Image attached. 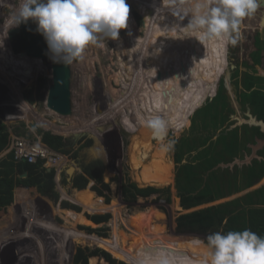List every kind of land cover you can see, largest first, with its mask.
I'll return each mask as SVG.
<instances>
[{
    "label": "rangeland",
    "instance_id": "obj_1",
    "mask_svg": "<svg viewBox=\"0 0 264 264\" xmlns=\"http://www.w3.org/2000/svg\"><path fill=\"white\" fill-rule=\"evenodd\" d=\"M126 2L130 8L128 27L121 31L119 40H105L102 47L90 46L85 50L82 59L69 65L71 114L62 117L49 110L44 100L48 87L52 83L49 64L43 60L26 57L24 54L13 55L10 51L9 42L12 44L10 33L17 27L10 28L8 24L12 13L18 6L19 0H0V40H2V45H0V115L2 116L0 117V122L5 125V128L9 132L18 133L19 135H25L27 132L37 135V130L46 131L45 129L48 128L44 127L39 121L51 123L56 127H63L70 131L73 127L78 128L80 130L79 135H73V133H64L62 135V133L57 132L65 140L66 137L73 138V146H69L70 153L67 156L73 164L75 158H72V154L74 152L79 153L80 147H83L86 144V140L97 132L101 140V143L98 141V145L100 144V147L103 148L104 155L91 157L92 152H89L90 143V147L86 146L83 150L82 157L85 161L88 160L89 162L100 159L103 168L102 180L110 187V191L105 192L109 197L108 203L105 202L104 197L97 196L91 190L92 182L87 187L96 198H100L104 205L109 207L107 211H95L93 213L87 211L82 204L77 203V194L82 190H75L71 183L63 185L61 182L62 176L56 185L61 201L63 198L65 200H72L81 207L79 213L83 219L75 221L67 213L66 208L60 209L59 204L61 201L55 205L49 199L39 196L36 192L37 187L33 189L31 187L29 189L27 187L23 188L26 185L29 186L30 181L27 180L24 185L18 186L13 190L14 192L12 191L13 193H10L11 196H9L7 202H0V219L4 218L2 220L8 224L7 232L10 233L9 238H6L4 242L6 247V264H40L41 262L42 264H56L58 255L61 256L63 264H74L76 256L80 252L88 253L96 249L107 252L99 247L97 243H94L92 238L116 239V241L120 242L119 245L124 247L122 244H128L126 241L140 238L139 233L134 231L133 225L138 224L139 218L143 216H145L144 220L148 222L149 226H147L145 232L142 230V234L150 237L152 229L154 231L159 230L169 244L168 248L157 253L166 252L172 259L175 254L178 261L181 259L179 255L191 259V249L194 243H202V247H206L207 236L213 233L210 231L200 234L182 232L176 224V220L180 215L227 203L235 199L242 200L241 202H243L247 194H253L260 188L264 192V176L259 181L254 182L252 186L243 187L245 179L242 178V169L253 165V163L248 165V159L253 157L254 154H252L249 144H242L248 148L243 152L239 150L243 147L228 145L232 139L230 135H226L227 131L239 127L234 126L236 124V117L245 119L247 110L249 109L251 112L247 105L241 108V105L238 103V94L241 89L243 74L263 75L264 48L260 52L259 47L264 45V28L260 26V15L256 18V15L259 14L258 10L252 17L245 19L242 23L235 45L223 44L226 53H224L225 59L221 63V76L218 78L215 92L218 93L221 81H223L224 95L227 97L230 108L235 112L233 115L230 114L228 116L229 119L225 122L224 127L222 129L219 127L220 129L216 130L211 127L204 129L202 128V123L197 122V130L190 131L193 119L199 111L198 107H195L189 114L190 123L187 127L182 128L180 132H175L174 129L173 133L172 131L168 132V137L175 142L174 149L172 151H164L161 149L159 142L152 138L148 127L146 128L139 124L141 125V131L144 133L142 136L144 141L146 143L148 141L152 142H149L150 152L145 153V149L143 147L140 148L141 146L138 152L133 150L136 142L140 140L138 133L127 132L124 128V126L128 128L125 120L119 114L113 115L122 106L126 109L127 105H124L126 101L125 97H127L126 92L140 78L158 74L162 78V80L159 79V82L165 84L164 76L168 75V73L172 76L174 69L170 63L174 60L173 57L175 58L177 55L175 43L178 39L173 38L170 34L181 37L179 32L184 31V39L186 41L191 40V37L195 36V34L180 28L181 25L185 26L188 23V19L181 20L180 17L173 15L169 4L167 11L160 10L156 14L152 10V5H150L151 0H126ZM146 3L149 4V10L153 14L156 23L146 18L141 11L142 6ZM188 36L191 37L189 38ZM257 37L260 40L258 45L255 43ZM198 44L202 48V54L199 52L198 56L207 60L208 48L214 46L216 43L198 42ZM183 59L186 58L183 57ZM41 62L44 63L43 69L37 72V69L41 66ZM235 65H237L238 76L232 79V71L235 70ZM250 65L254 67L256 72L249 67ZM10 72L11 75L21 72L24 76V82L19 87V94L21 100L29 107V111L32 114L29 117H26L24 112L19 109L17 97L10 83L6 81V78L10 77ZM195 72H197L195 75L198 84L201 81V75L198 68H196ZM176 78L178 80L182 79L178 75ZM40 79L46 81V88L43 90V100L31 103L25 97L28 92H31L35 96ZM235 82L238 85L237 88L235 87ZM189 87H191L190 83ZM189 87L186 85L185 88L191 94L193 92ZM7 104L10 106L7 107ZM163 110L165 111L166 108ZM171 110L174 111L175 108ZM157 115L163 117L168 122V126H170L171 122L163 114L157 113ZM23 117L26 119H23ZM189 131L191 132V136L186 137V135H189ZM220 131H225V134H222L220 137L222 141L220 142L221 148L219 149L222 152L223 158L225 159L226 156H234L235 154L238 155L234 159L226 158V160L214 165L207 172L203 173V179L207 180V176L214 172L220 177V180L224 181L222 183L223 190L230 191V189L234 188V192L217 198L212 202L185 210L181 207L180 198L177 194L175 176L179 164L175 162V152L183 148L182 140L186 139L187 143L191 144L193 143V137V140H197L196 144L200 145V138L208 135L209 141H215ZM198 145H196V148H198ZM207 146L208 144L206 143V145L199 147V150L202 151ZM259 152L258 150L255 155H258ZM134 154L141 159L144 154L148 155L142 160L141 168L133 166L132 160ZM4 156L5 153L0 155V158ZM76 157L78 158L79 156ZM156 160H162V162L166 163L164 166L167 172L161 176L164 178L163 182L155 184L144 182L142 170L154 166ZM195 160L196 158L193 156L190 162L196 163ZM187 161H189L188 157L182 159L180 164L183 165ZM242 161L245 164L244 167L240 163ZM75 163H77V166L81 164L78 159H76ZM164 166L162 165L161 167L164 168ZM66 169H71V167H67ZM70 174L76 173L73 170ZM22 175H18L17 177L19 179L25 178ZM124 183H135L139 188L153 187L162 192L146 198L140 197L135 202H127L121 196L120 191ZM236 188H240V190L236 191ZM9 201H11L10 204H8ZM13 206L14 208L11 211ZM23 211L27 213L30 211L31 213L28 214L25 221L20 223L17 218L21 214L25 216V212ZM93 215H108L109 219L106 223L96 224L87 218ZM12 220L14 225L11 222ZM99 229L105 230L100 231ZM217 232L223 233L222 228ZM102 233H105L107 236L102 237ZM113 234L115 238H112ZM37 235H41L42 241H36ZM151 238L153 237L151 236ZM174 242H176L175 245ZM43 243H45V246ZM176 245V250L173 253L172 249ZM63 247L67 248L65 253L61 251ZM30 250L34 252V256L38 259L34 263L31 261V254L29 253L32 252ZM176 257L174 258L176 259ZM44 258L45 263L41 261ZM49 258L52 262H50ZM116 260L128 264L122 260ZM100 261V258H89L88 264H101ZM192 263L203 264V261H192Z\"/></svg>",
    "mask_w": 264,
    "mask_h": 264
},
{
    "label": "trees",
    "instance_id": "obj_2",
    "mask_svg": "<svg viewBox=\"0 0 264 264\" xmlns=\"http://www.w3.org/2000/svg\"><path fill=\"white\" fill-rule=\"evenodd\" d=\"M262 8L263 7L261 6L259 7V14L256 15V18L259 17V15L260 17L264 15ZM141 11L146 18L156 23L153 14L149 10L148 3L142 6ZM137 20L139 22L138 18ZM183 26L184 25H181V27ZM261 27L264 28V22ZM183 32L184 31L179 32L181 37L170 34L173 38L178 39L175 43L177 55L175 58L173 57L174 60L170 63L171 67L174 69L172 76L169 75L170 73L164 76L163 79L165 80V84L159 82V79L162 80V78L158 74L140 78L126 92L127 97H125L126 101L124 102V105H127L126 109L124 106H122L118 108L113 115L116 116L119 114L120 117L125 120L130 133H138L140 140L137 141L136 145L133 147L134 151L138 152V149L141 146L140 148L143 147L145 149V153L150 152L149 147L150 143L152 142L148 141L146 143L142 138L144 133L141 131V125L147 128L146 120L150 117L156 116L157 113L163 114L164 117L167 118L169 122H171L168 128L170 129L169 131H172V133L173 129L175 132H180L182 128L189 125V114L194 110L195 107H198L199 109L197 112L198 117L196 113L192 122V129L190 131L197 130V122H201L202 128L204 129H207L208 127H211L215 130L220 128L222 129L225 122L229 119L228 116L235 113L234 110L232 111L230 108L229 103L227 102V97L224 95L225 89L223 81H221L218 93L215 92L218 78L221 76V63L225 59L224 53L226 52L225 46H223V44L225 45L226 43L221 41L208 48V56L206 60L205 58L203 59V57L198 56L199 52L202 54V48L201 46H198L200 44H198L199 41L196 40V37L190 36L191 40L186 41L184 39L185 35ZM259 41V37H257L255 39V43L258 45ZM263 48L264 45L259 47L260 52L263 50ZM183 57L186 59H183ZM235 66V70L232 71V79H235L238 76L237 65ZM249 67L252 68L254 72H256L252 65ZM196 68H198V71L201 73V81L198 84L195 75L197 73L195 72ZM9 75L10 77H7L6 81L10 83L11 88L17 97L19 109L24 112L26 117H29L32 115L29 111V107L25 102H23V100H21V96L19 94V87L24 82V76L21 74V72H17L16 74L14 73L12 75L10 72ZM177 75L182 79L178 80L176 78ZM26 80L28 81V79ZM45 82L46 81L44 79H40L35 96L31 92H28L25 99L31 103L34 101H42L44 96L43 90L46 88ZM189 83L191 87H189ZM202 84L207 85L206 90H203ZM186 85H188L190 90L192 89L193 93L190 94V92L185 88ZM235 87H238L237 83ZM238 103L241 105V108H243L244 105H247L251 110L250 113L258 120H262L264 122V71L263 75H253L249 73L243 74L241 80V89L238 94ZM9 106L10 105L7 104V107ZM164 108H166L165 111L163 110ZM172 108H175V110L172 111ZM0 117L2 116L0 115ZM246 118L247 117L245 116V119ZM23 119L26 118L23 117ZM39 123L55 132L45 129L46 131L37 130V135H32L29 132H27V134L32 136L36 143L45 145L62 153L69 154V146H73V138L66 137L65 140L63 136L56 132L62 133V135L64 133H73V135H79L80 130L76 127H73L71 131L67 129L61 130L59 127H56L51 123L44 121H39ZM190 131L189 135H186V137L191 136ZM11 134L19 136L18 133L9 132L5 128V125L0 122V155H2L8 149ZM222 134L224 135L225 131H220L218 138H216L215 141H209L210 138L208 135H206V137L200 138V141L198 140L200 145L196 144L197 140H193V137V143L191 144H188L186 139L182 140L181 142L183 148L175 152L174 159L175 162L179 164L175 176V182L178 191L177 194L180 198L181 207H183L185 210L212 202L217 198H221L234 192V188L230 189V191H224L222 188V183H224V181L220 180V177H218L214 172L207 176V180L203 179V173L207 172L214 165L226 160V158L234 159L238 155L235 154L234 156H226L225 159L223 158L222 152L219 150L221 148L220 142L222 139H220V137ZM226 135H230L232 139L228 145L243 147L239 149L241 152H243L248 149L246 145L249 144L250 147L255 145V138L260 139L262 138L263 134L260 132L258 127L242 124L239 125V127L227 131ZM92 137L101 143V140L99 139L100 136L97 132L94 133ZM92 137L88 138L86 140V144L80 148L82 149L86 146L88 147L91 143V147L89 146V152H92L91 157H96V155H104L103 148L100 147V144L94 146V140ZM206 143L208 146L200 151L199 147L206 145ZM244 143H246V145H242ZM194 144L198 145V148H196L197 146H194ZM181 150L182 152H180ZM81 151L83 152V150H80V152L78 151L79 153L74 152L72 154V158H75V161L78 159L81 163L77 166V163L74 161V164L81 171V174L75 175L71 184L75 190H82L77 194V203L82 204L87 211L93 213H95V211H107L109 207L105 206L100 198H96L93 192L87 189V187L92 182L93 185L90 187L91 190L94 191L97 196L104 197L106 203L109 202L108 194H105V192H109L110 187L102 180V162L100 159H96L95 161L93 160L92 162H89L88 160L85 161V159L82 157ZM76 156L79 157L77 158ZM147 156V154H144L143 158L141 159L136 154H134V158L132 160V163L134 164L133 166L141 168V162ZM193 156H195L197 160H195L196 163L190 162L193 159ZM186 157H188L189 161L181 165L180 163L182 159H186ZM248 161V165H251V163H253V165L251 167L242 169V178L245 179L243 187L252 186L254 182L259 181L264 176V149L259 152L258 155L254 154V156L248 159ZM240 163L243 164L242 167L245 166L243 161ZM162 165L164 166L166 163L164 161L162 162V160H156V164L154 166L143 169V181L153 184L159 182L162 183L164 178L161 176L167 172L165 166L164 168L161 167ZM24 173L27 174L25 178L19 179L17 177L18 175H22ZM61 178L62 184L66 185L67 180L64 170L61 168H53L50 171H47L43 168L42 162L20 163L14 159L13 153H9L6 156L0 158V202H7L9 196H11L10 193H13V190H15L20 185H24L28 180L31 182L30 185H26L23 188L27 187L29 189V187H31V189H33L34 187H37L36 192L39 196L49 199L56 205V203L61 201L56 186L57 182ZM235 190L239 191L240 188H236ZM120 191L121 196L127 202H135L140 197L146 198L162 192L161 190L153 187L139 188L135 183H124L121 186ZM241 201L242 200L235 199L227 203L218 204L216 206H211L205 209H200L180 215L176 220V224L179 230L182 232L184 231L185 233L190 232L200 234L207 233L209 231L211 233H215L220 228H222L223 233L249 229L255 232L257 235L264 237V192L262 188L258 189L253 194H247L243 202ZM10 203L11 201H9L8 204ZM77 203L75 201L68 199L65 200V198H63L59 205L60 209L66 208L67 213L76 221L83 219L79 213L81 207ZM14 206L11 208V211L13 210ZM29 213L31 212H25L26 217L21 214L20 217L17 218L19 222L21 223L22 221H25ZM144 217L145 216L139 218L138 224L133 225L134 231L139 233V239L134 238V240L126 241L128 244H122L124 246L122 247L119 245L120 242L116 241V239L108 240L104 238H92L94 243H97L99 247L106 250L107 252L98 249L88 253L80 252L77 254L74 264H88L89 258H100L101 264H124L120 261H117L116 259L122 260L128 264H140V261L143 258L153 256L154 254H157L158 251H163L165 248H168L169 244L167 243V239L164 238V235L159 230L154 231V229H152L151 236L153 238H151V236L149 237L142 234L143 228H147V226H149L148 222L144 220ZM87 218L96 224H100L106 223L109 219V216L93 215L90 217L88 216ZM2 219H0V264H6V247L4 242L6 238H9L8 236L10 233L7 232L8 224ZM11 222L13 223V220ZM39 226L42 227L41 225ZM99 230L104 231L105 229ZM101 236L106 237L107 235L102 233ZM112 238H115L114 234ZM37 240L42 241L41 235L36 238V241ZM66 243L68 244V242ZM175 244L176 242H174V245ZM43 245L45 246V243H43ZM202 246V243H194L193 248L191 249V259L189 257L185 258L179 255L181 259L178 261V258L175 256V254L174 257H176V259L174 257L173 259L177 262V264H193L192 261H203L207 256L208 249L207 247ZM176 247L177 245L172 249L173 253L176 250ZM66 249V247H63V249H61L62 253H65ZM30 252H32V250H30ZM29 254H31V261L33 263L34 261L38 260L34 256V252ZM41 261L45 263V258ZM50 262L52 261L50 260ZM40 264H42V262ZM56 264H63V260L59 255L58 259L56 260Z\"/></svg>",
    "mask_w": 264,
    "mask_h": 264
},
{
    "label": "clouds",
    "instance_id": "obj_3",
    "mask_svg": "<svg viewBox=\"0 0 264 264\" xmlns=\"http://www.w3.org/2000/svg\"><path fill=\"white\" fill-rule=\"evenodd\" d=\"M261 0H168L173 15L188 23L180 27L194 33L199 42L235 45L245 19L252 17ZM130 8L126 0H19L9 19L10 28L36 25L53 63L69 66L82 59L90 46L118 41L128 27ZM2 45V40H0ZM152 138L161 149L172 151L168 122L157 115L146 120ZM203 264H264V237L243 231L215 232L207 236ZM140 264H177L168 253L145 257Z\"/></svg>",
    "mask_w": 264,
    "mask_h": 264
},
{
    "label": "water",
    "instance_id": "obj_4",
    "mask_svg": "<svg viewBox=\"0 0 264 264\" xmlns=\"http://www.w3.org/2000/svg\"><path fill=\"white\" fill-rule=\"evenodd\" d=\"M260 6L264 11V0H261ZM260 25L264 22V15L259 18ZM12 39V49L15 53L24 51L27 57L42 59L50 66V74L52 83L48 87L46 94V106L48 109L60 116H68L71 114V93L69 86L70 66L53 63L49 58L47 44L42 35L36 31V25L29 21L27 24H21L10 33ZM229 85V83H228ZM227 85V88H228ZM246 119H236L234 126L247 124L249 126L258 127L264 135V122L258 120L250 111L246 113ZM84 135V134H83ZM94 146L98 145V140L94 139ZM264 147V139H256V144L251 146L252 154ZM68 174V173H67ZM26 173L22 177H26ZM71 175V174H69ZM73 177V176H72ZM68 178V181H71Z\"/></svg>",
    "mask_w": 264,
    "mask_h": 264
},
{
    "label": "bare ground",
    "instance_id": "obj_5",
    "mask_svg": "<svg viewBox=\"0 0 264 264\" xmlns=\"http://www.w3.org/2000/svg\"><path fill=\"white\" fill-rule=\"evenodd\" d=\"M151 4H152V6L157 10V11H160V10H163V11H167V9H168V3H167V0H151ZM8 24V23H7ZM9 25V24H8ZM3 30V29H2ZM4 36V35H3ZM7 39V38H6ZM9 48H10V51H11V53L13 54V55H20V54H24L25 56H26V54L24 53V52H20V53H15L14 51H13V49H12V44H11V42H9ZM27 57V56H26ZM35 59V58H34ZM37 60H40V59H37ZM42 60V59H41ZM44 61V60H43ZM43 64L44 63H42L41 62V66H39V68L37 69L38 71L37 72H39V71H41L42 69H43ZM35 71V70H34ZM200 72V71H199ZM41 73V72H40ZM200 75H201V73H200ZM50 86V85H49ZM206 87H207V85L206 84H202V88H203V90H206ZM44 100H46V98H44ZM46 103V102H45ZM47 107V106H46ZM47 110V109H46ZM50 110V109H49ZM54 114V113H53ZM63 117V116H62ZM123 125V124H122ZM124 128L127 130V132H129V129L127 128V127H125L124 126ZM60 129L61 130H63V129H65V128H63V127H60ZM47 130H49V131H53V130H50V129H47ZM69 130V129H68ZM53 132H55V131H53ZM130 133V132H129ZM16 139H21V140H25V141H27V142H30V143H36L34 140H33V137L32 136H30L29 134H25V135H19V136H16V135H14V134H11V138H10V144H9V147H8V149L6 150V152H4L5 153V156L7 155V154H9V153H13V155H14V152H13V149H12V144H13V142L16 140ZM36 144H38V145H40L41 147H44V148H46V149H48L50 152H53V153H56V154H58V155H60V156H62L63 157V160L61 161V162H59L56 166H52V165H50V164H47V160H43V159H38L37 161H35V162H33V163H37V162H42V166H43V168L44 169H46L47 171H50L51 169H53V168H61V169H63L64 170V174H66L65 175V177H66V180H67V183H71L72 184V180H73V177L75 176V175H77V174H81V171L73 164V162H70L69 161V158L67 157L68 156V154H65V153H62V152H60V151H57V150H54V149H51V148H49V147H47V146H45V145H41V144H39V143H36ZM17 162H27V161H17ZM28 163V162H27ZM67 167H71V169H66ZM78 169V170H77ZM74 170V173H76V174H72V175H69L70 173H71V171H73ZM76 171V172H75ZM78 171V172H77ZM66 172V173H65ZM68 173V174H67ZM73 176V177H72ZM72 177V179H71V181L69 182L68 181V178H71ZM143 231L145 232L146 231V228H143Z\"/></svg>",
    "mask_w": 264,
    "mask_h": 264
},
{
    "label": "built area",
    "instance_id": "obj_6",
    "mask_svg": "<svg viewBox=\"0 0 264 264\" xmlns=\"http://www.w3.org/2000/svg\"><path fill=\"white\" fill-rule=\"evenodd\" d=\"M14 159L16 161H27L33 163L38 159L47 160V164L56 166L63 160V157L50 152L48 149L41 147L36 143H30L25 140L16 139L12 144Z\"/></svg>",
    "mask_w": 264,
    "mask_h": 264
},
{
    "label": "flooded vegetation",
    "instance_id": "obj_7",
    "mask_svg": "<svg viewBox=\"0 0 264 264\" xmlns=\"http://www.w3.org/2000/svg\"><path fill=\"white\" fill-rule=\"evenodd\" d=\"M150 5H152V4H150ZM152 10L157 14L158 13V11L152 6ZM248 111V110H247ZM47 130V129H46ZM53 132V131H52ZM57 133V132H56ZM256 139H258V138H255V140H254V144H256ZM260 139H264V135H262V138H260ZM251 145V144H250ZM80 146V145H79ZM249 148H251L250 146H249ZM85 148H80V150H84ZM80 150H79V152H80ZM251 150V149H250ZM263 150V149H262ZM262 150H260V152L262 151ZM252 151V150H251ZM82 152V151H81Z\"/></svg>",
    "mask_w": 264,
    "mask_h": 264
}]
</instances>
